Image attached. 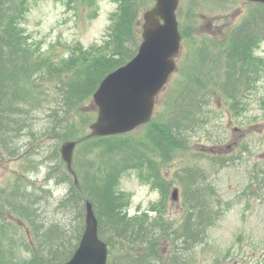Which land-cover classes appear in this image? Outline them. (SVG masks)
<instances>
[{"label": "trees", "instance_id": "trees-1", "mask_svg": "<svg viewBox=\"0 0 264 264\" xmlns=\"http://www.w3.org/2000/svg\"><path fill=\"white\" fill-rule=\"evenodd\" d=\"M212 1L214 5L208 0H188V5L190 10L227 9L226 0ZM114 2L117 10L111 16L104 44L88 51L76 48L58 59L33 49L23 37L18 28L23 0H0V153L23 161L25 170H35L32 157L43 155L45 141H55L54 151L65 141H79L85 136L96 110L86 116L83 108L88 103L93 107L91 96L101 80L136 54L140 11L147 9L151 0ZM254 6L220 42L193 38L196 58L192 69L172 89L161 123L150 121L139 137L124 134L78 143L89 142L86 146L91 149L85 159L74 156L78 187L58 156L57 166L47 170L44 181L65 187L61 197L55 198L48 190H40L44 195L39 196L36 190L27 189L29 184L22 176L0 188V264L68 261L85 227L86 200L93 206L99 236L109 249L107 264H193L195 248L204 242L230 203H223L211 184L192 181L188 171L180 220L171 221L163 208L153 220L127 217L116 185L129 168L151 173L161 160L171 159L175 150L186 146V135L199 130L209 114L212 96L236 104L247 98L251 89L255 91L264 74L262 61L252 53L264 41V5ZM192 14L193 18L198 15ZM190 27L183 28V36L192 37ZM259 104L264 107V95ZM40 115L46 120L44 127L38 126ZM22 137L26 142L17 145L21 140L15 139ZM189 181L195 184L190 195L186 192ZM253 182L258 188L244 194L264 193V166L252 174L250 184ZM43 198L52 199L56 212L65 218L67 215L66 225L51 220L42 208ZM165 245L170 249H163V258L159 247ZM119 251L123 253L116 254Z\"/></svg>", "mask_w": 264, "mask_h": 264}, {"label": "rangeland", "instance_id": "rangeland-1", "mask_svg": "<svg viewBox=\"0 0 264 264\" xmlns=\"http://www.w3.org/2000/svg\"><path fill=\"white\" fill-rule=\"evenodd\" d=\"M208 1L213 5L215 3ZM152 4L151 1L148 7ZM254 5L244 0H226L227 9L224 10H205L203 7L190 10L188 0H180L177 17L182 41L176 70L156 99L151 121L161 123L172 89L192 69L196 58L193 38L207 37L210 42H220L222 36L239 24ZM21 8L18 28L28 45L38 49L41 54L60 59L76 48L88 51L101 47L107 40V30L117 5L114 0H23ZM144 10L139 15L140 33ZM193 12L198 14L197 19L191 17ZM193 21H197V24L189 25ZM186 26L192 27V37L183 36L182 30ZM140 33L138 31L139 36ZM196 44L200 46V43ZM252 53L264 66V42L253 48ZM263 95L264 74L256 82L255 91L251 89L247 98L240 103L234 104L220 96H212L209 114L201 128L186 135L188 143L175 150L171 159L161 160L162 164L151 173L129 168L119 176L116 189L124 202L122 211L127 217L145 216L153 220L163 208L171 221L180 220L184 211L182 194L188 171L191 172L192 181L198 179L203 185L211 184L223 203H230L231 207L208 230L204 242L195 248L193 264H213L216 259V264H264V193L249 191V194H244L245 190L258 188L257 182L250 184V180L255 170L264 166V107L259 104ZM89 105L83 108L86 116L95 110L94 106ZM42 118L43 115H40L39 127L46 124ZM208 120L209 123L205 125ZM87 132L88 129L85 134ZM143 132L144 129L140 127L128 134L139 137ZM15 141H19L17 145H24L26 138ZM45 142L43 155L32 157L34 171L25 170L23 161L0 153V188L9 186L22 176L29 184L26 185L27 189L36 190L39 196L44 195L40 190L53 191L55 198L65 193V187L44 181L47 170L57 166V157L60 156L59 149L53 151L54 140ZM86 145H90L89 142L77 146L74 152L76 158L85 159L90 154L91 149ZM229 158L233 161L226 163ZM201 175L204 178H200ZM189 184L188 195L195 186L191 181ZM175 188L177 200L173 201L171 193ZM52 201L43 198L42 208L51 220L66 225L67 215L65 218L56 212ZM159 249V256H163V249L170 248L165 245Z\"/></svg>", "mask_w": 264, "mask_h": 264}, {"label": "water", "instance_id": "water-1", "mask_svg": "<svg viewBox=\"0 0 264 264\" xmlns=\"http://www.w3.org/2000/svg\"><path fill=\"white\" fill-rule=\"evenodd\" d=\"M154 1L155 5L143 14L142 40L136 55L108 74L95 90L92 100L97 116L83 139L125 134L150 121L157 95L175 70L181 41L176 18L179 0ZM246 1L264 4V0ZM76 144L67 141L60 147L61 158L71 174ZM172 200H177L176 189ZM107 257V245L98 236L92 204L86 202L81 240L64 264H106Z\"/></svg>", "mask_w": 264, "mask_h": 264}]
</instances>
